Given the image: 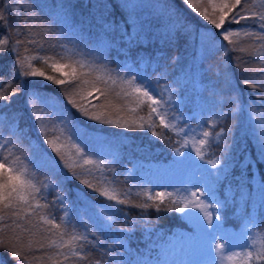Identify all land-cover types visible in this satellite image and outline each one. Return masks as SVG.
Here are the masks:
<instances>
[{
  "label": "trees",
  "instance_id": "obj_1",
  "mask_svg": "<svg viewBox=\"0 0 264 264\" xmlns=\"http://www.w3.org/2000/svg\"><path fill=\"white\" fill-rule=\"evenodd\" d=\"M193 3L213 18L220 14L209 0ZM246 4L250 11L243 15L264 13V0ZM0 17V39L9 40L0 47V96L8 97L0 100V159L19 158L39 188L36 200L46 205L26 220L7 216L0 222V264H52L51 234L43 231L51 226L40 215L86 237L79 241L84 258L57 257L60 264H153L147 260L152 253L158 259L155 246L172 236L189 238L194 228L184 212L175 211L184 207L181 199L170 192L161 199L130 172L178 166L186 130L195 128L201 139L210 132L199 159L211 173L217 170L214 190L222 202L215 220L231 229L245 221L255 236L264 233V41L231 37L237 40L233 45L223 39L225 29L264 35L258 18L226 20L216 29L185 0H0ZM24 57L37 59L21 67L18 58ZM42 57L73 64L90 83L74 87L80 81L69 83ZM33 69L45 75L23 74ZM97 75L105 79L97 81ZM131 79L158 101L151 119L149 101L137 108L133 97L116 96L122 80ZM105 89L107 98L101 95ZM77 105L100 120L83 115ZM161 116L171 127L161 124ZM125 123L129 127L119 126ZM49 140L67 153L65 159L71 156L73 168ZM105 189L117 200L102 195ZM14 221L36 234L31 249L23 246L28 233Z\"/></svg>",
  "mask_w": 264,
  "mask_h": 264
},
{
  "label": "snow or ice",
  "instance_id": "obj_2",
  "mask_svg": "<svg viewBox=\"0 0 264 264\" xmlns=\"http://www.w3.org/2000/svg\"><path fill=\"white\" fill-rule=\"evenodd\" d=\"M186 3L189 4L190 7L195 9L199 14L205 19L208 20L211 24L214 25L216 29H221L227 20L228 23H235L240 24L243 20H248L250 18H258L261 21V28H264V13H256L252 12L251 16L243 15L242 13L244 11H250L248 9L246 0L244 3H242V0H209V6L212 7L214 13L216 10L219 11V16L213 18V16H210L208 12L200 11V8L197 3H193V0H185ZM239 6V7H238ZM236 9L235 12L233 10ZM231 13V15H229ZM0 19H3V17H0ZM231 37H254L256 40L264 41V35H257L254 33H250L247 31H233V30H227L225 29L223 32V39L228 41L229 44H237V40L230 39ZM9 43L8 39H0V47L5 46ZM17 43H20V41H17ZM240 51H246L247 49L241 47L239 49ZM31 59H37L36 57H24L23 59L18 58V63L21 65V67L24 66L26 60ZM44 61L48 67H50L54 72H59L62 76H65L68 78V82L71 83L72 81H80V84L74 85V87H80V85H87L90 82L87 79H83L84 73L78 71L77 67H75L73 64H60L58 61H55L53 63H49V60L51 58L49 57H42L40 58ZM63 59V58H62ZM28 67L31 68V63L28 64ZM84 65L80 64V68H83ZM67 68L68 71L65 72L64 69ZM24 75H33V76H44L45 73L43 71L35 70L33 69L30 72L23 73ZM49 80H53L57 84H64L66 81L63 79H55L53 76H47L46 77ZM97 81L104 80L103 75H97L95 77ZM108 80H111L112 83L115 85L117 81L113 79L111 76L107 77ZM107 81H105L106 83ZM244 83L246 85L252 86L249 84V81L245 79ZM122 87L121 91L116 93L117 97H120L121 94L123 96L128 97L131 96L136 101L137 108L140 107L141 104H144L145 101H149V119H151V114L157 112V109L155 107H151V105H155L158 103L157 100H155L150 94L149 91L146 90L144 87H141L140 85L136 84L135 79L131 80H122ZM94 86V85H93ZM130 89V91H129ZM96 91H101L99 89H96ZM107 89L101 92V95H104L105 98H107L106 93ZM88 96H92V93L89 92ZM8 97L0 96V100L7 99ZM94 99H97L98 97H93ZM86 99V98H85ZM87 103L91 104V101H87ZM80 107V110L83 115L89 116L91 119L100 120V116L90 113L86 108L77 105ZM135 111V109H133ZM143 119V118H141ZM104 123H113L111 120H103ZM160 122L164 127H171V125L166 124L164 121L163 116L160 117ZM120 127H129L127 123L120 124ZM151 126V125H150ZM140 127H143L141 124ZM156 134V133H154ZM202 136L205 139H195L193 137L192 144L194 151L196 155L203 160L204 159V148L207 145V137L210 136V132L204 131L202 133ZM48 143L52 145L53 150L56 151L60 156L61 159L65 161V164L69 168H73L75 166L74 162H71L72 158L71 156H68L67 159H65V156L67 153L65 151H62L60 146H57L52 140H49ZM189 141L185 140L184 146H187ZM71 148L75 151V153L78 156H83L82 150L80 147H78L76 144H72ZM11 155V154H9ZM212 164V167H216V161H209ZM84 164H93L94 161L89 159L83 160ZM83 183H88L87 181H83ZM89 187H92L91 184L88 185ZM199 191V189L197 190ZM39 192V188L36 186V184L33 182V179L31 175L28 172V169L26 166H24L19 158H12L9 159V156H4L2 159H0V222H3L5 220V217L11 216L16 218V221L26 220V218L29 215H38L37 209H43L46 207V205L39 204L36 200V193ZM102 195L107 196L110 200H117V196L113 194V192L105 189L102 191ZM161 199L164 197V193H158L157 194ZM170 195V194H169ZM200 195H203V193H200ZM200 195L197 194V192L191 193V198L184 197V207L177 206L175 208V211L177 212H184L185 208H198L201 212H203L204 220L208 221L209 224L212 223L213 215L211 212L208 211V205L204 204V202L200 199ZM149 199H152V197H149ZM119 203H125L126 201L119 200ZM143 207L147 208L149 205L145 204L142 205ZM215 205H213L214 207ZM171 210V209H169ZM217 220L220 218L217 216ZM40 220L45 225H50V228L43 229L44 232L50 233L51 236L47 238V246L49 248L55 249L53 254L49 257V259L52 260V264H60V261L57 259V257H63L64 260H67L69 256L72 257H78L80 259H83L82 256V248L83 246L79 243V241L85 240L86 237H83L81 235L75 234V233H68L67 231L62 230V225L58 224L54 221V219L49 218L45 215H40ZM63 220V218H61ZM15 223V221H14ZM7 226V225H6ZM15 226L17 228L21 229V233H28L29 239L27 240L26 245H23V238L22 235L17 236L16 239L22 243L23 246H26L27 248L31 249L33 243L35 241L32 239L36 234L31 232L30 229L22 228V226L19 223H15ZM35 227V225L33 226ZM204 226L201 224V229L203 230ZM54 237V238H52ZM67 237V239H65ZM253 247H255V251H242V252H234L226 257H222L223 259H226L228 261H233L237 258L240 259L241 264H259V262H264V233L257 234L256 238L252 241ZM259 244V247H256V245ZM40 247H45L44 243H40ZM226 245L217 243L215 245V248L218 253L223 252ZM13 255L19 256V252H14Z\"/></svg>",
  "mask_w": 264,
  "mask_h": 264
},
{
  "label": "rangeland",
  "instance_id": "obj_3",
  "mask_svg": "<svg viewBox=\"0 0 264 264\" xmlns=\"http://www.w3.org/2000/svg\"><path fill=\"white\" fill-rule=\"evenodd\" d=\"M41 124L42 119L37 118ZM187 141L185 151L180 155L182 161L173 169L151 167L150 172L139 170L134 175H130L138 181H147L155 189L156 193L170 192L176 197L184 200V197L191 198L192 192H197L204 204L208 205V211L212 213L213 220L209 224L204 220L203 212L198 208H185L184 215L194 228V234L189 238L172 236L167 242H162L155 246L158 249L159 257L156 259L152 253L147 262L153 264H241L240 259L228 261L226 257L234 252L255 251L252 241L256 238L250 226L244 221L235 229L221 226L215 220V210L221 205V198L217 197L215 188V174L213 177L206 169L199 157L196 155L192 139H201L198 128L186 130ZM144 177V178H141ZM253 183V181H251ZM253 185V184H251ZM199 189V191H197ZM229 194V191H226ZM225 194V195H227ZM213 205H215L213 207ZM201 224L204 228L201 229ZM7 243L6 241H4ZM217 243L226 245L223 252L218 253L215 245ZM259 244L256 245L258 247Z\"/></svg>",
  "mask_w": 264,
  "mask_h": 264
}]
</instances>
